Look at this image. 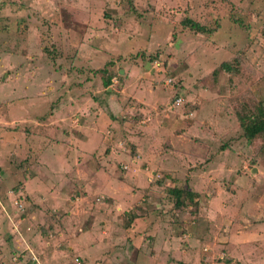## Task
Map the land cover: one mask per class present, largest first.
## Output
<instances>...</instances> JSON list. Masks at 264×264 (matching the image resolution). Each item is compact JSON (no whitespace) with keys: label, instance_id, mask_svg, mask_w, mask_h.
<instances>
[{"label":"rangeland","instance_id":"rangeland-1","mask_svg":"<svg viewBox=\"0 0 264 264\" xmlns=\"http://www.w3.org/2000/svg\"><path fill=\"white\" fill-rule=\"evenodd\" d=\"M257 108L264 0H0V264H264Z\"/></svg>","mask_w":264,"mask_h":264},{"label":"trees","instance_id":"trees-1","mask_svg":"<svg viewBox=\"0 0 264 264\" xmlns=\"http://www.w3.org/2000/svg\"><path fill=\"white\" fill-rule=\"evenodd\" d=\"M180 23L184 27H188L195 32L208 33L212 29L205 25L198 23L190 18H183ZM219 68L229 71L231 69V65L223 61L219 64ZM105 68H102L101 71L104 72ZM105 74L102 76V85L106 88L110 85V80L112 75L104 72ZM104 93L107 94V90H104ZM239 125L242 130V134L248 140L252 139L256 135H260L264 133V109L257 108L256 110L250 111L248 113H242L238 115ZM168 194L172 197V203L175 208H180L185 205V203L192 204L194 202L195 192H191L190 190L184 187H171L167 189ZM187 201V202H186Z\"/></svg>","mask_w":264,"mask_h":264},{"label":"crops","instance_id":"crops-1","mask_svg":"<svg viewBox=\"0 0 264 264\" xmlns=\"http://www.w3.org/2000/svg\"><path fill=\"white\" fill-rule=\"evenodd\" d=\"M90 233H93V230L91 229Z\"/></svg>","mask_w":264,"mask_h":264}]
</instances>
